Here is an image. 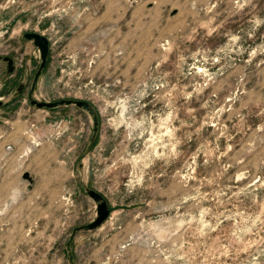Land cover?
I'll use <instances>...</instances> for the list:
<instances>
[{
    "label": "rangeland",
    "instance_id": "rangeland-1",
    "mask_svg": "<svg viewBox=\"0 0 264 264\" xmlns=\"http://www.w3.org/2000/svg\"><path fill=\"white\" fill-rule=\"evenodd\" d=\"M26 32L31 98L91 104L93 144L83 110L30 106ZM3 57L0 264H69L86 188L110 215L75 264H264V0H0Z\"/></svg>",
    "mask_w": 264,
    "mask_h": 264
},
{
    "label": "water",
    "instance_id": "water-1",
    "mask_svg": "<svg viewBox=\"0 0 264 264\" xmlns=\"http://www.w3.org/2000/svg\"><path fill=\"white\" fill-rule=\"evenodd\" d=\"M22 38L27 41L32 42L33 46L39 52V58H40L39 67L33 76V80H32L30 91H29L30 106L36 107V109H54L57 107H61L63 105V106H75L83 110L89 115V117L92 120V130H91L92 135L90 139V144H93L97 137L98 131H99V116L95 108L91 104H89L86 101H81V100L75 101V99H63V100L48 103V102H38L31 98L32 94L34 93V89L37 84V81L41 75V72L43 71L45 65H47L46 60L49 54V51H48L49 41L46 37L38 33H29V32L24 33L22 35ZM0 61L5 62L7 64V73L11 74L14 69L12 59L8 57H3V58H0ZM24 178L25 180H28V181L30 180V177L28 174H24L23 179ZM85 191H86V194L94 201L96 205V208H95L96 216L90 223L81 225L79 227H75L71 231L68 241L66 242V253L68 254L67 258H68L69 264H75V259H74L71 249H72L73 240L76 234L79 232H89V231H93L94 229H97L98 227H100V225H102L107 220V218L110 215V212H109L110 209H109L108 203L100 193L94 190H91L89 188H86Z\"/></svg>",
    "mask_w": 264,
    "mask_h": 264
},
{
    "label": "crops",
    "instance_id": "crops-1",
    "mask_svg": "<svg viewBox=\"0 0 264 264\" xmlns=\"http://www.w3.org/2000/svg\"><path fill=\"white\" fill-rule=\"evenodd\" d=\"M9 123L10 122H8V121H4V124H6V125H8ZM10 126H11V128H13V131H14L17 128L18 124H15V125L10 124ZM3 127H5V126H3ZM25 128H26V125L23 126L22 131H20L21 133L17 129L14 131L13 137L16 138L14 141L16 144H17V140L23 139L26 137V135H24L25 134ZM7 135L8 134L5 131H2V130L0 131V160L2 157L5 156V154H6L5 148H6V145L9 144V136H7ZM26 140H27V138H26ZM10 149H12V148H10Z\"/></svg>",
    "mask_w": 264,
    "mask_h": 264
}]
</instances>
